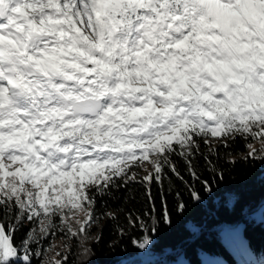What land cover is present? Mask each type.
<instances>
[{
	"label": "snow or ice",
	"instance_id": "snow-or-ice-1",
	"mask_svg": "<svg viewBox=\"0 0 264 264\" xmlns=\"http://www.w3.org/2000/svg\"><path fill=\"white\" fill-rule=\"evenodd\" d=\"M235 155L264 161V0H0V264H88L104 219L148 251Z\"/></svg>",
	"mask_w": 264,
	"mask_h": 264
},
{
	"label": "trees",
	"instance_id": "trees-1",
	"mask_svg": "<svg viewBox=\"0 0 264 264\" xmlns=\"http://www.w3.org/2000/svg\"><path fill=\"white\" fill-rule=\"evenodd\" d=\"M238 147L243 155L247 154L242 143H238ZM234 159L237 164L231 170L224 165L225 179L212 195H205L201 204L190 205L184 215H174L172 226L161 228L153 236L148 251L135 248L131 237L119 241L114 248L109 247L117 238L111 234L112 224L107 219L101 220L102 244L95 248V255L88 264H118L122 259H127L123 264H172L180 253L187 264H203L200 251L234 263L236 259L223 243L221 232L240 223L249 248L258 256L260 264H264V220L260 213L264 203V161L245 163L241 155H235ZM262 214L264 216V211ZM89 246H93L91 242ZM140 252L147 255L139 256ZM152 252L156 257L150 255ZM33 264L39 262L34 259Z\"/></svg>",
	"mask_w": 264,
	"mask_h": 264
},
{
	"label": "rangeland",
	"instance_id": "rangeland-1",
	"mask_svg": "<svg viewBox=\"0 0 264 264\" xmlns=\"http://www.w3.org/2000/svg\"><path fill=\"white\" fill-rule=\"evenodd\" d=\"M259 147V145H256ZM262 211H264V203L261 207L260 213L262 215V219L264 220V216L262 214ZM92 234H96V230L92 231ZM221 238L225 246L231 251V253L234 255L236 261L234 263H230L225 261L223 258H221L218 255L215 254H210L205 251H200V257L202 260L203 264H238V262L241 259V256L239 255V251L241 249H251L249 248L247 241L243 235V224L240 223L237 226L227 228L221 232ZM57 245V250H59V245L62 243L61 240L56 239L54 242ZM55 253H52L54 255ZM59 258V257H57ZM253 261L256 262V264H260L258 256H256L252 251H251V257ZM186 262L185 258L183 255L180 253L176 255L175 259L172 260V264H179V262ZM187 264V262H186Z\"/></svg>",
	"mask_w": 264,
	"mask_h": 264
},
{
	"label": "water",
	"instance_id": "water-1",
	"mask_svg": "<svg viewBox=\"0 0 264 264\" xmlns=\"http://www.w3.org/2000/svg\"><path fill=\"white\" fill-rule=\"evenodd\" d=\"M221 226H222V225H220L219 227H221ZM219 227H218V228H219ZM138 255H139V256H146L147 254H146V253H141V252H140ZM150 255H151V256H152V255H153V256H156V253L152 252ZM130 258H131V257H130ZM126 260H127V259H122V260H121V263H124ZM121 263H119V264H121Z\"/></svg>",
	"mask_w": 264,
	"mask_h": 264
},
{
	"label": "bare ground",
	"instance_id": "bare-ground-1",
	"mask_svg": "<svg viewBox=\"0 0 264 264\" xmlns=\"http://www.w3.org/2000/svg\"><path fill=\"white\" fill-rule=\"evenodd\" d=\"M152 257H155V256L152 255Z\"/></svg>",
	"mask_w": 264,
	"mask_h": 264
}]
</instances>
